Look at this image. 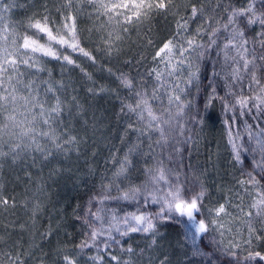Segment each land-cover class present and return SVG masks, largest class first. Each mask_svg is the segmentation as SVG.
Segmentation results:
<instances>
[{
  "label": "trees",
  "instance_id": "16d2710c",
  "mask_svg": "<svg viewBox=\"0 0 264 264\" xmlns=\"http://www.w3.org/2000/svg\"><path fill=\"white\" fill-rule=\"evenodd\" d=\"M10 2L23 5V7H14L10 13L5 14L3 23L11 26L19 28L20 22L26 20L27 16L33 13L43 14L45 6L53 19L58 18L56 8L60 0H10ZM248 2L249 0H179L181 14L190 12V9L186 10L184 7L186 3H194L198 6L203 5L209 14H213L212 10L215 9V13H218V18L221 19V31L217 33L216 44L208 48L204 57L199 59L194 57L192 60L193 67L199 65V73L198 78L190 83L187 70L169 76L164 64L160 63L158 58L153 59L156 48L161 42L171 38L175 33V18L171 15L157 16L138 29L122 34L125 39L116 42L120 48L119 52H113L110 56L102 50L106 45L99 39L106 31L99 29L104 18L92 21L86 14L82 15L78 20L80 44L86 51L92 53L95 63L81 53L59 45L54 47L59 49L60 54L70 55L79 67L36 54L46 68V71L38 73L39 78L47 80L48 73L51 72L53 81L62 82L65 85L59 95L69 106L70 112L65 113L64 124L60 130H66L67 134L74 135L82 141L79 153H69L70 156L78 155L81 159H78V163H73L71 159L58 158L56 153L47 161L38 158L35 166L31 157L26 158V163L19 161L15 166L23 169V175L27 177L38 174L29 169L32 166L37 168L39 173H46L45 168L52 164L53 167H64L69 169L66 172L69 171L71 179L78 176V187L77 192L70 196L59 195L51 190L53 216L49 214L46 218H38L37 211L44 206L40 199H33L32 196V199L28 200V192L19 193V186L10 183L14 186L12 189L14 193L21 196L20 199L15 197L18 201L17 205L29 202L30 209L25 214L19 210L14 218H10L8 213L0 214V235L4 236L6 241L0 244V260L7 259L3 255L5 252L15 253L17 242H19V250L25 253L22 256L25 264H42V262L43 264H62L61 250L79 251L75 246L87 239L85 234L91 230L89 224L98 228L102 224L106 230L110 223H114L113 216L117 220H122L131 213H143L155 217L163 204L160 197L166 195L169 185H165L162 181L154 185L146 169H152L154 172L158 166H162L169 175L170 181L177 182L176 177H179L178 183L182 186V195L186 199L199 193L201 187L206 189L203 198L204 211L203 214H197V219L210 220L211 216L207 209L223 203L226 199L229 201L231 199L228 211L233 216L220 218L216 229L203 235L195 232V224L189 222L186 217H179L178 214H174L171 220L156 219L154 222L159 235L155 245L151 244V237L143 233H131L129 236L121 237L119 233L113 231L112 235L120 240V244L111 241L112 246L100 253L104 256L103 264H116L115 261L110 260V254L117 255L121 260H130L131 264H161V261H164V264H229L231 257L227 254V249L231 245L224 243L222 230L231 231V224L237 223L240 230L238 236L235 235L233 239L242 242L248 238V226L245 222L248 218L244 216L240 208L247 212L254 202L253 197L257 191V189H251V194L243 189L237 191L236 183L238 184L241 179H247L248 172H253L257 179L264 175L259 172L255 163L261 160L258 141L264 142V111H258L255 107L241 109L235 104L233 92L251 94L249 80L244 78L241 81H233L227 74L230 72L231 62L229 61L227 68L224 67L222 51L229 37V32L222 28L228 15L223 9L243 8ZM256 8L264 9V0H256ZM239 20V27L244 30L245 37L249 40L248 46L252 47L253 42L259 38L261 26L247 25L243 17ZM3 23H0V27H3ZM213 26L218 25L213 22ZM198 27H201L202 31L197 41L208 45L209 25L204 23L203 18L198 17L190 23L189 33L195 34ZM89 29L92 31L90 32ZM41 36L43 37V34ZM149 36L154 42L153 45L146 43ZM40 42H46V37H43ZM256 47L259 49L258 43ZM153 69L164 73L161 77L162 84L156 79ZM121 75L131 78L135 89L146 91L150 97L153 91H156L159 98L150 100V103L154 106V112L161 116L162 120H169V123L162 125L166 139H162L159 132H151V138H149V135L140 136L128 128L129 123H137L140 127L143 125L135 116L121 112V102L130 103L135 99L134 93L122 87L117 79ZM177 84L179 87H175ZM175 95L180 96V102L173 101L169 104V97ZM225 102L228 104L227 109ZM180 103L184 104V108L182 113L178 114ZM77 105L81 107L79 113ZM112 114H115L113 119L110 118ZM96 125L97 127L109 126L113 131L111 133L107 128L106 138L103 139L105 143L108 142L104 145L105 147H92L90 143V136H93L92 132L95 134ZM211 131L220 141L222 152L232 165L236 193L230 198L220 196L215 200L208 172L206 175L207 155L203 147L205 136ZM230 133L232 139L242 146L241 162H237L233 157L232 146L229 144ZM158 140L159 143H157ZM112 145L118 147V151L113 160H107V149L111 150ZM130 148L133 149L130 153L133 164L127 173V178L121 176L115 179L114 183H110L114 180L113 174L119 168L125 154L129 153ZM252 149L255 151H251ZM100 153L103 155L98 157ZM10 161V158L5 159L4 167L0 170V183L7 181L9 177L12 169L10 165L8 166ZM24 167L28 168L24 169ZM82 167H87L90 173L88 172L87 177L79 179L81 171L75 168ZM87 169H84L85 172ZM131 189H139L136 199H123V194ZM5 194L12 196L9 193ZM154 197L158 200L157 203H152ZM33 210H35L34 217ZM92 213H98L101 220H96ZM221 221L225 224L224 228L219 226L222 225ZM20 225L25 226L23 230ZM28 225L34 228L31 238H29ZM254 226L257 229L264 228L259 221H256ZM49 230H51L50 235H42ZM105 239L106 236L100 237L101 241ZM172 241L178 242V248L173 247ZM253 245L254 250L264 252V240L257 241L253 238ZM129 246L133 248V254L121 251V247L127 249ZM197 250L203 254H196ZM245 254L241 252V255ZM95 255H97L95 248H86L84 254L79 257V264H92L89 257Z\"/></svg>",
  "mask_w": 264,
  "mask_h": 264
},
{
  "label": "snow or ice",
  "instance_id": "6c2138e0",
  "mask_svg": "<svg viewBox=\"0 0 264 264\" xmlns=\"http://www.w3.org/2000/svg\"><path fill=\"white\" fill-rule=\"evenodd\" d=\"M14 7H23V5H17L10 0H0V23L4 22L5 14L10 13ZM184 7L186 10L190 9V12L181 14L179 0H60L56 8L57 19L49 15L45 6L43 14L33 13L27 16L26 20L20 22L19 28L3 23V27H0V170L3 169L6 158H10L15 165L19 161L26 163V158L31 157L35 166L38 158L47 161L56 153L67 156L71 152L79 153L80 151L82 141L74 135L67 134L66 130H60L64 124L65 113L70 112L69 106L59 95L65 85L62 82L53 81L51 72L48 73L49 79L39 78L38 73L46 71V68L36 56L37 53L40 56L62 60L67 65L79 67L70 55H62L59 49L54 47L59 45L73 52H79L95 63L92 53L86 51L80 44L78 20L82 15L86 14L92 21L104 18L99 29L106 31L99 39L106 45L102 50L109 56L113 52H119L120 48L116 42L125 39L122 34L138 29L157 16L171 15L175 18V33L171 38L161 42L156 48L153 59L158 58L159 62L164 64L169 76L187 70L190 83L198 78L199 73V65L193 67L192 60L194 57L196 59L204 57L208 48L216 44L217 33L221 31V19L218 18L219 14L215 13V9L212 10L213 14H209L203 5L186 3ZM223 11L228 15L222 28L229 32L227 42L222 49L224 67L227 68L230 61L231 68L227 74L233 81L248 78L251 92L250 95L233 92L235 104L241 109L255 107L258 111H264V9H257L256 0H249L246 7L238 9L229 7L224 8ZM198 17L203 18L204 23L209 25L208 45L197 41L201 35V27L196 29L195 34L189 33L190 23ZM240 17L246 19L247 25L261 26L259 38L253 42L252 47L248 46L249 40L245 37L244 30L239 27ZM213 22L218 26H213ZM89 31L91 32L92 29ZM41 34L46 37L44 43L40 42L43 39ZM146 43L153 45L154 42L149 36ZM257 43L259 49L256 47ZM153 71L156 79L161 81L164 73L156 69ZM117 79L122 87L127 88L135 96L130 103L121 102V112L135 116L143 125L140 127L137 123H129L128 128L140 136L149 135V138H151V132H159L160 137L166 139L162 125L169 123V120H162L161 116L154 112V106L150 103V100L159 98L156 91L154 90L150 97L146 91L136 90L131 78L121 75ZM229 87L231 88V85ZM180 99L179 95L170 96L168 103L180 102ZM76 107L79 113L81 107L79 105ZM179 107L178 114H181L184 104L180 103ZM227 107L228 104L225 102V108ZM159 142L158 140L157 143ZM229 144L232 146L234 159L241 162L242 146L232 139L231 133ZM258 145L261 160L255 163L259 172L264 174V142L258 141ZM132 151L133 149L130 148L129 153L125 154L119 168L113 174L114 180L110 183H114L115 179L121 176L127 178V173L133 164L130 159ZM146 173L149 174L154 185H158L161 181L169 185L166 195L160 197L163 204L159 213L155 217L143 213H131L122 220H117L113 216L114 223H110L106 230L102 224L99 228L89 224L91 230L85 234L87 239L75 246L79 251L61 250L62 264H79V257L84 254L86 248H95L97 252V255L89 257L92 264H103L104 256L100 253L112 246L111 241L120 244V240L112 235L113 231L119 233L121 237L129 236L131 233H143L150 236L151 244L155 245L159 235L154 222L156 219L171 220L174 214H178L179 217H186L189 222L195 224V232L203 235L210 230H215L220 218L232 216V213L228 211L230 201L226 199L223 203L207 209L211 216L210 220L197 219V214H203L204 211L203 198L206 189L201 187L199 193L186 199L182 195L178 176L177 182L170 181L169 175L162 166H158L154 172L152 169H146ZM238 184L249 194L251 189H257V191L249 210L245 212L242 207L240 208V211L248 218L245 221L248 226V238L242 242L233 239L231 246L227 249V254L231 257L229 264H264V252L254 250L253 245V238L257 241L264 240V228L257 229L254 226L256 221L264 225V175L257 179L253 172H248L247 179L239 180ZM138 192L139 189H131L124 193L122 198L135 200ZM157 202L158 200L154 197L152 203ZM17 203L15 196L5 194L4 185L0 183V214L11 212L17 207ZM24 206L27 207L26 204ZM236 207L240 206L236 205ZM89 212L91 213V209ZM92 215L96 220H101L98 213H92ZM34 216L35 210H33ZM85 222L88 223L87 220ZM219 226L222 227V225ZM24 227L20 225L21 230ZM50 233L51 230L42 235L47 236ZM102 236H106L103 241L100 240ZM4 243H6L5 238L0 235V244ZM16 248L15 253L5 252L3 255L7 259L0 260V264H25V260L22 259L25 253L19 250V242ZM121 251H126L130 255L134 252L131 246L127 249L121 247ZM241 252L246 254L241 255ZM196 254L203 253L197 250ZM110 260L115 261L116 264H131L130 260H121L115 254H110ZM161 264H164V261H161Z\"/></svg>",
  "mask_w": 264,
  "mask_h": 264
},
{
  "label": "rangeland",
  "instance_id": "374dc122",
  "mask_svg": "<svg viewBox=\"0 0 264 264\" xmlns=\"http://www.w3.org/2000/svg\"><path fill=\"white\" fill-rule=\"evenodd\" d=\"M114 116L115 114H112L110 115V118L113 119ZM107 128L110 129L111 133L113 132L111 130V127L109 126L108 127H103V126L97 127V125L94 127L95 134L92 131H90L92 132L91 134L93 135V136H90V139H91L90 143L92 144V147L98 146L102 148L104 145L108 144V142L105 143V140H103L106 138L105 135L108 131ZM96 150H97V147L95 151ZM117 151H118V147H114V145H112L111 150L107 149L106 159L113 160L116 156L115 153ZM203 151L207 155L206 162L208 165V169L206 170L208 171H206V175L208 172L209 182L211 184V189L214 192L215 200L216 198L220 196L230 198L233 194L236 193L234 173L232 172V165L230 161L227 159V157L224 155V152H222L220 141L216 139L214 132L211 131L206 134L205 145L203 147ZM90 153L91 154L93 153L92 150L90 151ZM102 155L103 154L100 153L98 157ZM57 157L68 159V160L71 159L73 163H76V162L78 163L79 162L78 159H81V157L80 156L78 157V155L70 156L68 154L67 156H65L64 154H61V153H57ZM98 157H95V158L98 160L99 159ZM38 164H41V163L38 162ZM9 165L11 166L12 169L9 172V177L7 181L3 182L5 193L12 194V196H15L20 199L21 196L14 193V191L12 190L14 186L11 184H15L19 186V189H20L19 193H26V192L29 193L28 200H31L32 196H33V199L35 198H37L38 200L40 199V201L44 204V206L38 209L37 214H36V217L38 218H46L49 216V214L53 216V211H52L53 201L50 198L51 190L52 192L56 191V193H59V195H64V196L66 195L70 196V194L77 192V187H78L77 177L78 176L75 179H71L72 177L71 175H69V171L66 172L69 169H65L64 167L63 168H59L56 166L53 167V164H52L45 168L46 173L45 172L39 173L38 169L32 166L29 169L31 171H34V173H38V174H36V176L34 175L32 177H27L26 175H23V172H22L23 169L17 168V166L13 165L11 161L9 162L8 166ZM76 165L79 166V164H76ZM25 168H28V167H24V169ZM67 168H70V167L67 166ZM75 169H77V171H81V175L79 174V179L84 178L85 176L87 177V175L90 173L87 167L85 168L82 167L79 169L75 168ZM84 169H87V172H85ZM33 185H35V187H33ZM6 186H9V187H6ZM236 190L237 191L242 190V188L237 183H236ZM28 203L29 202H25L24 204H18L14 210L8 213L10 218H14L15 215L19 212V210H22L24 214L27 213V211L30 209L28 206ZM25 204L27 205V207L24 206ZM232 208L234 207L232 206ZM221 223H222V228H224L225 226L224 222L221 221ZM231 225H232L230 227L231 231H228L225 229L222 230V233H223L222 237L225 238L224 243L227 244L228 246L232 244L233 238L235 237V235L238 236L239 230H240V227L237 225V223H232ZM28 226L30 228L29 238H31L33 237L34 228L31 225H28ZM57 226L58 225H56V227ZM56 231H58V228H56ZM172 242L174 243L172 244L173 247L178 248V242L177 241H172ZM169 243L171 244L170 241Z\"/></svg>",
  "mask_w": 264,
  "mask_h": 264
}]
</instances>
